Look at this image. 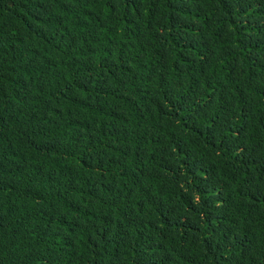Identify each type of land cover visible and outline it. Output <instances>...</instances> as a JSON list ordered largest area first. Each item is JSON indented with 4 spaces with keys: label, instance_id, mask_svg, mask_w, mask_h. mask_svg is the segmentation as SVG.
<instances>
[{
    "label": "trees",
    "instance_id": "trees-1",
    "mask_svg": "<svg viewBox=\"0 0 264 264\" xmlns=\"http://www.w3.org/2000/svg\"><path fill=\"white\" fill-rule=\"evenodd\" d=\"M0 264H264V0H0Z\"/></svg>",
    "mask_w": 264,
    "mask_h": 264
}]
</instances>
